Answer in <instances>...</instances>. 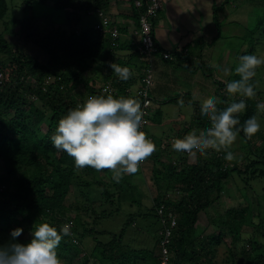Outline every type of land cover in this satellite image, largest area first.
Wrapping results in <instances>:
<instances>
[{"label": "trees", "instance_id": "1", "mask_svg": "<svg viewBox=\"0 0 264 264\" xmlns=\"http://www.w3.org/2000/svg\"><path fill=\"white\" fill-rule=\"evenodd\" d=\"M113 1L23 0L18 4L14 0H0V159L5 165V171L0 174V245L9 242L11 231L18 227L23 229L22 233L32 232L35 223L48 222L59 231L68 224L73 235L63 238L57 249L59 258L65 254L64 257L70 262L80 256V264H131L137 261L141 252L146 253V259L149 258L147 255L151 251L145 250L147 247L136 249L125 243L128 228L135 217L152 214L162 221L158 232L159 256L156 263L161 264V241L164 237L161 232L166 226H171L172 217L169 214L172 213L176 217V224L171 227V241L167 245L169 264H219L216 253L223 244L230 255L226 259L227 264H237V253L242 255L243 264H264V219L257 217L248 206L226 209L216 229L209 234H205L199 222L200 213L221 197L224 182L232 175L237 174L242 179L264 176V147L260 155L249 158L243 164L236 163L235 159L226 160L225 151L214 150H208L207 155L197 153L194 161H191L192 156L184 152L175 156L171 147L161 148L160 141L155 139L157 150L139 168L143 172L151 160V177L157 187L153 208L131 212L118 233L100 228V222L119 213L126 201L132 206L142 204L143 192L133 181L135 176L125 175L120 183H116L111 170L98 172L91 167L78 169L71 156L53 147L51 137L59 120L70 109L82 104L86 94V98L108 94L133 97L142 103L138 90L142 85L144 62L139 58L136 44L131 40L124 42L120 37L113 38L110 33L117 26L120 32L127 28L116 24L114 19L108 20L107 31H103L99 25L76 27L84 15L97 13V10H103L112 17ZM126 1L139 28L140 15L145 11L146 4L138 7L134 1ZM260 1L264 10V0ZM42 4H50L60 10L63 21L31 12ZM19 6L28 9L26 17L20 18L17 10L14 11L13 7ZM223 7L224 3L214 9L215 20L217 10ZM11 24L19 27L18 32H23L26 42L38 45L48 54L46 62L9 40L7 34L16 33L13 26L10 29ZM263 28L264 12L250 30L253 40L241 55H254L259 43L255 35ZM177 55L175 53L174 57ZM111 63L129 67L133 76L127 81L120 80L111 69ZM92 70L101 74V85L97 77H87L86 72ZM211 76L217 84L215 97L219 110L241 99L239 95L230 96L226 91V84L240 79L239 75L232 72L225 80ZM253 80L255 83V78ZM108 83L115 89L113 93L102 91V87ZM255 90L257 95L254 99L245 98L246 110L239 115L241 125L253 115L264 116V112L258 113L256 107L264 99V90L257 87ZM181 101L192 104L193 112L191 120L175 136L182 138L193 130L210 126L209 118L200 111L202 101L192 96L178 94L162 103ZM159 113L158 110L153 112L151 107L149 122H160L162 115L158 117ZM239 134L246 137L242 130ZM247 139L252 145V138ZM102 173L109 176L110 182ZM95 174L99 177L96 178ZM95 185L99 186L97 192L107 206L100 212L88 193ZM74 187L84 197L82 204L74 201L66 203ZM162 204L165 206L164 214L159 215L158 208ZM72 211L75 212L74 217L70 215ZM82 212L94 215L92 224L80 220ZM246 225L260 234L246 237L243 231ZM106 235L110 236L106 241L99 238ZM87 236L96 241L90 254L81 247L82 239ZM31 239L32 236L16 238L20 243H28ZM96 251L99 254H95Z\"/></svg>", "mask_w": 264, "mask_h": 264}, {"label": "clouds", "instance_id": "2", "mask_svg": "<svg viewBox=\"0 0 264 264\" xmlns=\"http://www.w3.org/2000/svg\"><path fill=\"white\" fill-rule=\"evenodd\" d=\"M262 65L264 57L241 55L234 70L240 79L226 84L227 93L241 99L219 110L215 96L205 98L200 111L209 118L210 126L175 138L172 149L192 157L197 153L207 155L208 150L225 151L226 160L236 159L228 149L241 130L251 139L261 129L258 115L251 116L243 125L239 115L246 110L245 98L254 99L257 95L253 78ZM210 66L229 74L227 68L220 69L214 63ZM110 67L120 80L127 81L133 76L129 67L116 63ZM256 107L258 113L264 112V103ZM143 115L141 103L133 97L92 95L59 120L51 142L56 150L71 156L78 169L91 167L98 172L108 169L112 179L120 183L125 175L136 174L140 165L157 150L156 144L141 130ZM22 232V228L13 229L10 241L0 245V264H62L57 249L64 237L73 235L70 225L65 224L58 231L48 222L35 223L28 243L16 240Z\"/></svg>", "mask_w": 264, "mask_h": 264}, {"label": "rangeland", "instance_id": "3", "mask_svg": "<svg viewBox=\"0 0 264 264\" xmlns=\"http://www.w3.org/2000/svg\"><path fill=\"white\" fill-rule=\"evenodd\" d=\"M23 0H14L18 4ZM262 1L260 0H229L228 2L224 3L223 9H218L216 13V20L214 21L216 24V28L220 31V36L215 39H211L210 43L207 44V47H211L209 49L210 53L203 52L201 56L203 59L207 58L208 56L212 57V59H208L207 62L204 61L205 65L202 66L200 64L195 66V61L191 59L190 64L192 65V70H202L206 73L208 80H211V74L216 76L219 79L225 80L223 75L225 73L223 71L218 70L217 68H213L210 65L216 64L219 66L220 69L227 68L230 72L235 73V68L238 66L239 57L241 53L245 50L248 44L251 43L253 40V34L250 31L258 22L260 15L264 12ZM220 6V5H217ZM14 11L17 10V15L20 18L26 17L28 15V9H22L21 6L14 8ZM27 12H26V11ZM31 12H35L39 15H48L52 19H61L63 21V14L60 10L54 8L50 4H42V6L35 7ZM231 20L232 22H228ZM96 23H103L101 16L95 12H92L90 15H84L79 23L78 28H86L88 26H95ZM14 29L15 34H7V37L12 43L20 44L23 49L33 56H36L40 61L46 62L48 60V54L38 45L30 42L25 41L23 32H18L19 27L14 24H11L10 29ZM208 31L214 32V27L211 25L207 29ZM264 28L259 30L255 37L259 38V43L256 46V51L254 55L258 57H264ZM201 40L209 41L207 36L200 38ZM200 49L199 47H192V51H197ZM200 53V52H199ZM191 54H193L191 52ZM189 56V55H188ZM203 64V63H202ZM200 65V66H199ZM200 67V68H199ZM233 67V68H232ZM257 74L254 77L256 87L258 89L264 90V67H259V70L256 71ZM199 74V72H197ZM87 77H97L98 84L101 85L103 82L101 81V74L95 73L94 70L86 72ZM210 75V76H209ZM231 74H229L230 76ZM227 76V75H226ZM228 76V78H229ZM201 78V76H199ZM155 83V79H154ZM103 86V85H102ZM181 94L180 92H175L173 95L177 96ZM87 94L85 95L84 101L87 100ZM175 96H166L175 97ZM188 96V95H186ZM190 96V95H189ZM214 96V95H212ZM165 97V98H166ZM166 98V99H167ZM194 99H205L202 96H193ZM261 103H264V99L261 100ZM158 110L160 113L158 115L162 118H168L167 120L168 125L163 128L162 131H169L167 132V137H171L173 132H177L181 128H183L188 122L191 120V114L193 112V105L183 102L181 103H162V101H153L152 103V110ZM262 113V112H261ZM182 114L181 118L177 117V115ZM157 117V118H158ZM259 122L261 124V129L252 137V145L248 141V139L240 134H238L237 140L233 143L230 147L229 151H233L234 156L236 159L234 160L236 163L243 164L246 163L249 158L257 157L256 155H260L261 149L264 147V116L258 117ZM152 121L151 123H153ZM155 123V122H154ZM159 123V122H158ZM152 125V124H151ZM150 127V126H149ZM154 128H156V133L152 132L154 135H161L157 138V141L165 139L162 133H159V126L155 124ZM161 128V127H160ZM169 134V136H168ZM166 137V138H167ZM171 147V146H170ZM252 147L253 151H252ZM172 149V147H171ZM174 151V150H173ZM252 152V153H251ZM176 155L179 153L174 151ZM191 161H194V157L191 158ZM151 163V162H150ZM149 165V164H148ZM147 165H145L146 167ZM263 167V165H262ZM145 170V169H144ZM152 167L148 166L145 172H141L139 170L135 177H133V181L137 183L140 189L143 192L142 204L141 205H129V203H123L122 210L119 213L112 215L110 218L102 219L100 222V228L105 227L110 229L114 232H119L126 222V219L129 217V214L134 211H139L142 209V212L149 211V209L153 208V199L157 194V187L154 182L152 176ZM5 171L4 162L0 159V174ZM96 178L99 175L95 174ZM103 177L106 178L107 181L110 182V178L108 175L103 174ZM101 175V176H102ZM160 175V174H159ZM95 178V177H94ZM99 186L95 185L94 188L88 190L90 194V198L93 199L94 206H96L97 211L100 212L101 210L105 209L107 206L104 204V199L99 196ZM87 189V188H86ZM84 189V190H86ZM98 191V192H97ZM133 195L136 196L133 192ZM75 202L82 204L84 202V197L80 195V192L77 188L70 192L66 199V203L68 202ZM139 203V202H138ZM248 206L250 210L254 211V214L257 217L264 219V176H258L253 179H242L237 174L232 175L224 182V190L221 197L209 208L202 211L200 213V225L202 228L205 229V234H209L216 229V226L219 224V219L223 215L226 209L236 206ZM145 209V210H143ZM151 213V212H150ZM71 217H74L75 212H70ZM94 218L93 214L84 213L81 214V221H86L89 224H92V220ZM256 220H258L256 218ZM162 225V221L159 217H156L150 214L148 217H135L134 223L128 228V235L127 240L132 239V241H127L125 239V243L130 244L132 247L136 249L145 248L150 250L151 252L148 253V257L146 259V253L139 254V258L137 261L132 262L131 264H149V262L157 263V255L158 251V232ZM142 230V231H141ZM245 236L249 237L252 234H260L256 233L255 230L251 226L246 225L244 227ZM32 232H25L22 233L19 237L21 238H29L31 237ZM131 237V238H129ZM101 240H108L110 236H100ZM133 238H138L139 240L134 241ZM262 238V237H261ZM264 240V237L262 238ZM141 240V242H140ZM231 242V239L228 241ZM96 241L91 236L84 237L82 239L81 247L87 254L93 252V247ZM143 244V245H142ZM146 252V251H144ZM95 254H99L98 251ZM228 253V249L225 244L221 245L218 248V252L216 253V259L218 260L219 264H227L229 263L226 259L230 257ZM63 256L60 257L62 260V264H80V256H76L71 262L68 258ZM159 256V255H158ZM145 257V258H143ZM159 259V258H158ZM235 260L237 264H243L242 255L237 253L235 256ZM227 262V263H226Z\"/></svg>", "mask_w": 264, "mask_h": 264}, {"label": "crops", "instance_id": "4", "mask_svg": "<svg viewBox=\"0 0 264 264\" xmlns=\"http://www.w3.org/2000/svg\"><path fill=\"white\" fill-rule=\"evenodd\" d=\"M225 2L226 0L164 1L163 9L154 20V34L162 51L171 53L172 58L165 59L161 54H157L153 58L155 75V83L151 89L153 101L163 102L167 98L166 96H175L173 95L175 92H180L185 96L190 95L192 97L202 96L203 98H207L212 95L216 96L217 84L214 82L213 77L211 76L212 81L208 80L207 78L209 77H207L204 71L199 69L198 71L197 69L192 70V65L189 64V62L193 59L196 63L195 66L198 64L204 66V61L207 62L208 59H212L210 56L203 59L201 53L207 52L211 54L209 51L211 47L208 48L207 44L210 43L211 39L220 36V31L217 30L216 23L214 22V9L217 5H221ZM113 5L111 12L113 16L111 17L106 14L107 20L101 17L103 23H96L95 25L109 29V26H107L108 20L114 19V21L117 22L116 24L127 28L126 31L122 32L121 30L119 36L121 40L124 42L131 40L134 43L138 39V26L132 17L129 2L126 0H115L113 1ZM228 22L232 21L228 20ZM211 25L214 27V32L207 30ZM204 34L209 38V41L200 39ZM192 47H199L200 49L192 51ZM191 52L193 54H191ZM175 53H178L176 57H174ZM197 72H199V74H197ZM232 72L229 74H232ZM229 74H227V76L223 75L224 79H228ZM199 76H201V78ZM198 101H202V99H198ZM154 111L156 112L155 109H153V112ZM181 115L182 114H179L177 117L181 118ZM167 120L169 119L161 118L159 123L153 122L149 124L150 127H148V131L149 133L151 132L150 134L155 139L156 137L161 138L159 137L161 135H154L152 133H156V128H154L155 124L159 126V128H157L159 129V133L163 132V137H167V132L170 129L168 131H162L163 128L168 125ZM172 134L175 135L176 133L173 132ZM150 161L151 160H149L148 163H150ZM151 165V163L147 165L145 170ZM145 170L143 172H145Z\"/></svg>", "mask_w": 264, "mask_h": 264}, {"label": "built area", "instance_id": "5", "mask_svg": "<svg viewBox=\"0 0 264 264\" xmlns=\"http://www.w3.org/2000/svg\"><path fill=\"white\" fill-rule=\"evenodd\" d=\"M132 1H134L135 5H137L138 7H144V5L146 4L145 11L142 12L140 15L139 28L137 30L138 39L137 41H135L138 53L140 55L139 58L141 61L144 62V67L142 68L143 70L142 85L138 90V94L142 98L141 106H142V111L144 113L141 130L146 133L149 139L155 142V138L148 131V127L150 124L149 117L151 115V107L153 103V99L151 96V89L154 85V78H155L154 68H153V58L157 54H161V56L165 59L172 58V55L170 53L161 50L160 46H158L156 42V37L154 34L155 31L154 18H156L159 12L163 9L165 0H147L146 2L144 0H132ZM97 13L105 20H107L106 14L104 13L103 10H97ZM101 28L103 29V31H107V29L103 27ZM110 33L113 38H118L121 34L118 27H115L112 30H110ZM102 91L104 93H113L115 89L111 86V84L108 83L107 85H104L102 87ZM175 138H177V136L172 135L171 137L169 136L168 138L160 140V147L161 148L170 147L172 141ZM184 153L186 155H189L186 152ZM164 208L165 206L163 204L160 205V207L158 208L159 215L164 214ZM169 216L172 217L171 226L169 227L166 226L165 230L161 232L164 235L161 241V254L163 257L161 264L170 263V254L167 245L171 241V236H172L171 227H173L176 224V217L172 213H170Z\"/></svg>", "mask_w": 264, "mask_h": 264}]
</instances>
